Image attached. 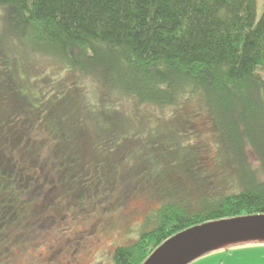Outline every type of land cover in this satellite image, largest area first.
I'll list each match as a JSON object with an SVG mask.
<instances>
[{
  "label": "trees",
  "instance_id": "16d2710c",
  "mask_svg": "<svg viewBox=\"0 0 264 264\" xmlns=\"http://www.w3.org/2000/svg\"><path fill=\"white\" fill-rule=\"evenodd\" d=\"M0 8L12 36L42 54L43 73L36 98L0 79V262L9 258L3 246L18 241L11 229L53 243L65 226H93L107 233L110 264H144L178 232L264 214L257 0H0ZM99 93L121 107L95 109ZM97 214L106 227L91 226Z\"/></svg>",
  "mask_w": 264,
  "mask_h": 264
},
{
  "label": "rangeland",
  "instance_id": "374dc122",
  "mask_svg": "<svg viewBox=\"0 0 264 264\" xmlns=\"http://www.w3.org/2000/svg\"><path fill=\"white\" fill-rule=\"evenodd\" d=\"M263 12L264 0H257V19L262 16ZM1 15L2 11H0ZM41 58L42 54L38 53L33 55L25 49L24 44L12 36V31L5 25L4 20L0 21V79L4 77L12 78L24 97H26V94H29L34 95V98H36L39 96L40 90L35 85L34 80H36L35 78H39L38 80L43 78L41 70L36 68ZM36 60L38 61L36 62ZM40 66L42 65L40 64ZM36 70L38 71L37 76L34 73ZM42 71L45 73L47 70L42 69ZM27 72L33 74L31 80L27 77ZM58 76L59 74H54L53 80L56 81ZM92 98L94 108L98 110L105 107L108 109L110 107L113 109H119L121 107L118 102H104L106 100L102 93ZM100 100L104 101L101 102ZM163 121L166 122L164 119ZM220 124L218 130L221 128L226 129L225 126L227 123L225 121L221 120ZM191 142H197V139L193 138ZM199 142L200 139H198ZM98 216L102 215L97 214L92 217L93 220L90 221L91 226L96 225L98 228L101 226L106 227L108 223ZM107 216L110 218L113 217L117 221V214L111 215L109 213ZM116 223L118 224V221ZM11 230V234L16 235V240L18 241L15 240L16 243L3 246L5 249L1 251L6 252L9 258L1 261L0 264H110L111 262L109 260L111 256L110 245H106L105 243L107 241V233H97V231L95 233L94 231L97 229H93V226L88 229L77 227L76 233L75 229L71 230L68 226H65L62 231L55 232L54 230L55 240L53 243L52 240L36 243H34V240L26 242V239L31 238L30 236L37 235L38 230L29 233L28 228ZM91 232L95 234L92 235ZM44 233L40 232L38 234ZM263 242L264 239L228 243L213 248L205 255L193 259L188 264H264V246L235 248L240 245H251L252 243ZM223 251L229 252L225 253Z\"/></svg>",
  "mask_w": 264,
  "mask_h": 264
},
{
  "label": "water",
  "instance_id": "95a60500",
  "mask_svg": "<svg viewBox=\"0 0 264 264\" xmlns=\"http://www.w3.org/2000/svg\"><path fill=\"white\" fill-rule=\"evenodd\" d=\"M264 239V214L211 221L171 236L144 264H188L215 247Z\"/></svg>",
  "mask_w": 264,
  "mask_h": 264
},
{
  "label": "crops",
  "instance_id": "0c3cea01",
  "mask_svg": "<svg viewBox=\"0 0 264 264\" xmlns=\"http://www.w3.org/2000/svg\"><path fill=\"white\" fill-rule=\"evenodd\" d=\"M257 247V246H264V242L263 243H252L251 245H240V246H237L235 248H242V247ZM234 249V248H233ZM231 251V250H230ZM225 253L229 252V251H223Z\"/></svg>",
  "mask_w": 264,
  "mask_h": 264
},
{
  "label": "bare ground",
  "instance_id": "6f19581e",
  "mask_svg": "<svg viewBox=\"0 0 264 264\" xmlns=\"http://www.w3.org/2000/svg\"><path fill=\"white\" fill-rule=\"evenodd\" d=\"M226 245V244H225ZM221 246H223V245H221Z\"/></svg>",
  "mask_w": 264,
  "mask_h": 264
}]
</instances>
